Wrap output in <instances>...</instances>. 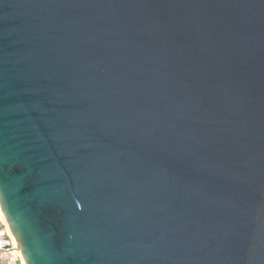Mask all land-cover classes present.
Returning a JSON list of instances; mask_svg holds the SVG:
<instances>
[{
  "label": "water",
  "instance_id": "95a60500",
  "mask_svg": "<svg viewBox=\"0 0 264 264\" xmlns=\"http://www.w3.org/2000/svg\"><path fill=\"white\" fill-rule=\"evenodd\" d=\"M0 203L27 264H264V0H0Z\"/></svg>",
  "mask_w": 264,
  "mask_h": 264
},
{
  "label": "built area",
  "instance_id": "2783aa9c",
  "mask_svg": "<svg viewBox=\"0 0 264 264\" xmlns=\"http://www.w3.org/2000/svg\"><path fill=\"white\" fill-rule=\"evenodd\" d=\"M10 231L0 203V264H27Z\"/></svg>",
  "mask_w": 264,
  "mask_h": 264
},
{
  "label": "bare ground",
  "instance_id": "6f19581e",
  "mask_svg": "<svg viewBox=\"0 0 264 264\" xmlns=\"http://www.w3.org/2000/svg\"><path fill=\"white\" fill-rule=\"evenodd\" d=\"M11 232V231H10ZM12 233V232H11ZM12 235H13V233H12ZM13 237H14V235H13ZM14 239H15V237H14ZM16 241V240H15Z\"/></svg>",
  "mask_w": 264,
  "mask_h": 264
}]
</instances>
